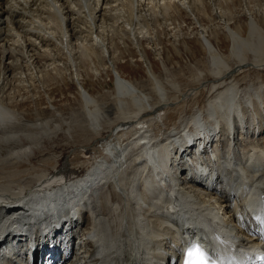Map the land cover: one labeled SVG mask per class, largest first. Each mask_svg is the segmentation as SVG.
Listing matches in <instances>:
<instances>
[{"label": "bare ground", "instance_id": "obj_1", "mask_svg": "<svg viewBox=\"0 0 264 264\" xmlns=\"http://www.w3.org/2000/svg\"><path fill=\"white\" fill-rule=\"evenodd\" d=\"M147 1L0 0V247L22 231L39 241L43 225L53 227L57 218L79 224L83 217L81 252L65 264H170L189 231L229 238L236 212L264 206V28L251 19L242 38L227 26V57L200 37L216 69L209 87L201 86L200 74L196 87L175 84L167 91L151 68L148 92L122 77L109 49L114 43L108 46L116 30L131 43L144 39L142 21L157 18ZM161 1L163 16L173 7L177 27H184L182 15L201 27V13L222 10L218 0ZM145 5L150 13H143ZM93 46L100 53L90 52ZM100 54L109 65L89 70L112 74L116 105L98 104L78 83L86 116L64 123L72 151L49 152L46 141L57 138L64 124L40 113L28 120L10 102L38 92L48 62L61 75L57 70L81 67ZM201 137L215 142L209 175L201 174L199 162L197 168L186 164L185 153ZM51 188L57 194L53 210L46 193ZM210 245L220 250L214 241ZM12 247L9 258L16 259ZM4 253L10 252L0 253V264H11Z\"/></svg>", "mask_w": 264, "mask_h": 264}, {"label": "rangeland", "instance_id": "obj_2", "mask_svg": "<svg viewBox=\"0 0 264 264\" xmlns=\"http://www.w3.org/2000/svg\"><path fill=\"white\" fill-rule=\"evenodd\" d=\"M160 1H147L150 2L149 4L154 9V14L157 18H149L142 21L147 31L143 40L139 43H131L126 38L124 39L120 30H118V33L116 30V33L114 31V35L112 36L115 39L113 38V41L108 43V46L114 43V45L112 44L113 47L111 46L112 48L109 47V49H114L111 54L117 59L115 66L121 72L122 77L136 84V87L139 89L148 87V92L153 90L152 88L154 87L152 79L147 74V70L151 68H153L156 76L162 83L165 81L163 86H165L167 91L174 90L171 87H175V84L178 89H183V85L185 84L190 87H196L199 84L198 79L200 74L202 77L201 86L209 87V84L205 85V83L208 80H212L210 76L216 69L213 67L209 52L200 37L204 36L210 40L216 46L218 52L227 57L230 54L231 48V41L228 33H226L227 26L242 38H247L248 24L251 19L256 20L264 28V0H248L247 5L244 0H218V4L222 7L221 12L210 9L206 10L203 14L201 13V27L199 24H193L192 20L185 15H182L181 18L186 21L184 27H177L176 22L180 21L178 20L179 17L176 19L172 13L173 7H170L168 9L169 12L166 11L165 16H163L164 8L162 5H159ZM204 2H207V0H204ZM141 8L143 13H150V11L146 10V5ZM92 48L95 50H90V52L96 51L100 53L101 51L98 47L95 48L93 46ZM101 57V54L100 56H91L84 65L81 63V67L78 62L79 69L75 63L76 66L72 65L74 69L68 68L67 72L57 70L62 73L61 75H58L52 67L48 66L50 64L48 62L46 64L47 74L37 83L38 92L18 95L17 100L22 102H19V104L10 102V107H14L13 109L18 111V113L25 112L28 120L30 117L34 118L40 115L42 119L48 120L52 118L60 125H63L65 122L80 121L84 119L86 112L84 101L81 98L82 96H80L78 83L84 84L86 90L95 98L98 104L109 103L116 105V87L112 74L109 71H105L106 74H94L89 70V66L91 65L94 69H98V67L103 65H109L105 61L104 63ZM247 57L253 59L251 54L247 55ZM227 65L234 67L236 65L235 60L229 58ZM78 71H80V76L82 74L79 77V81H77V77L75 76ZM179 71L181 73L177 76L176 72ZM205 79L207 81H204ZM208 92L209 90H207ZM148 105L151 106V102H148ZM90 109L92 108L90 107ZM63 127L64 130L57 138L48 142L46 141L45 144L46 149L51 153H56V155H59L60 151L64 155H68L72 151V147L66 145L67 141L64 133L67 127H65V124ZM102 131L104 132V129ZM97 144L100 143L96 142L95 145ZM3 154H6V152H3ZM80 171L82 170L80 169Z\"/></svg>", "mask_w": 264, "mask_h": 264}, {"label": "snow or ice", "instance_id": "obj_3", "mask_svg": "<svg viewBox=\"0 0 264 264\" xmlns=\"http://www.w3.org/2000/svg\"><path fill=\"white\" fill-rule=\"evenodd\" d=\"M198 254L201 257V260H205L206 257L203 253V251L200 249L198 245H194L193 247L188 249V259L186 261V264H192L193 255Z\"/></svg>", "mask_w": 264, "mask_h": 264}]
</instances>
